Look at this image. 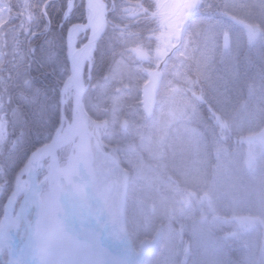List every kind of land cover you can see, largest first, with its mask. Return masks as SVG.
<instances>
[{
  "label": "rangeland",
  "instance_id": "1",
  "mask_svg": "<svg viewBox=\"0 0 264 264\" xmlns=\"http://www.w3.org/2000/svg\"><path fill=\"white\" fill-rule=\"evenodd\" d=\"M103 1L109 25L99 41L102 48L114 41L110 30L115 31L112 25L117 3L122 10L119 16L128 13L126 7L138 4L137 0ZM197 1L153 0V12L158 13L154 19H160L155 22L162 24L164 18L167 25L163 36L166 48L170 43L171 48L178 44L186 15ZM18 2V13L24 17L15 18L16 27L22 28L24 19L28 27L37 21L43 23L46 10L45 19L52 22L49 39L59 37L61 43L70 24H87L84 0H76L63 30L58 25L67 0ZM9 9L0 0V28L11 21ZM241 22L251 27L250 39L240 27ZM25 29L21 30L23 38L14 46L16 61L19 56L24 58L20 63L11 59L12 68L25 61L36 64L28 50L30 36L26 40ZM89 35L90 31L84 29L78 46ZM225 35L230 38L228 50L222 47ZM1 42L0 39V71L8 64ZM40 43H44L42 38ZM19 44L22 47L17 49ZM96 51L84 76V106L90 117L91 163L87 168L91 169L95 207L100 203L98 193H103L114 218L112 226L102 229L104 249L97 263L264 264V149L246 140L264 126V0H201L182 47L163 68L150 116L142 109L141 97L148 69L131 68L118 59L108 75L100 74L102 77L95 80ZM43 64L32 77H39L47 85L49 95L56 89L59 116L52 137L62 113L71 121L73 92L62 109V87L69 76L68 60L62 50ZM72 150L76 152L66 146L56 153L61 167ZM111 155L121 163V169L109 161ZM45 164L48 167V160ZM47 167L40 173L41 179ZM124 172L128 189L123 186ZM114 180L121 184L117 194L109 189V182ZM48 189L51 191L54 185L43 187V199ZM64 190L60 189L62 197ZM8 198L1 205L2 213ZM26 222H22L20 244L27 235ZM27 250L34 258L30 245ZM7 262L4 253L0 264Z\"/></svg>",
  "mask_w": 264,
  "mask_h": 264
},
{
  "label": "trees",
  "instance_id": "2",
  "mask_svg": "<svg viewBox=\"0 0 264 264\" xmlns=\"http://www.w3.org/2000/svg\"><path fill=\"white\" fill-rule=\"evenodd\" d=\"M2 2L10 8L12 14L11 21L0 28L1 43L7 52L4 55L5 58H8L5 61L8 64H5L0 71V107H3L8 98L11 97L12 103L8 107L19 108L21 126L25 135L22 142L10 145L4 132V117L0 113V198L2 199H0V219L3 214L1 205L10 194L14 175L21 169L33 150L49 142L59 116L56 89H53L51 95L47 93L46 98L42 95L35 100H33L31 93H25V78L35 74L37 65L25 61L13 68L10 66L12 64L10 63L11 59L13 62L18 58L14 46L23 38L21 30L23 28L28 29L27 35H25L27 40V37L31 35L29 28L34 25L26 26L24 19L22 28L16 27L18 21L15 23V18L24 17L22 13H18V0H2ZM137 3L135 7H126L128 13H122L121 16H119L121 14L119 11L122 10L117 3L118 13L113 14L115 22L112 25L115 31L110 30V35L114 41L110 46H103L102 48L100 43L97 46L93 66L95 80L98 79V76L108 75L112 65L118 59L124 61L131 68L141 66V68L154 69L163 59V52L168 49L171 50L172 43H170V48L169 45L166 48L163 42L164 30L167 28V25H164V18L161 19L162 24L158 23L160 19H154L158 13L153 12L155 10L153 0H137ZM177 11L180 12L181 10ZM179 12L177 15H180ZM156 20L158 22H155ZM11 25L14 26L11 27ZM117 28H121L120 31ZM21 47L19 44L17 49ZM9 51L10 53H8ZM21 58H24L23 55L19 56V61L16 63H20ZM170 65L169 63L168 68ZM47 84H49L48 86L51 85L50 83ZM22 95H26L27 100L21 99Z\"/></svg>",
  "mask_w": 264,
  "mask_h": 264
},
{
  "label": "water",
  "instance_id": "3",
  "mask_svg": "<svg viewBox=\"0 0 264 264\" xmlns=\"http://www.w3.org/2000/svg\"><path fill=\"white\" fill-rule=\"evenodd\" d=\"M87 1L88 0H85V3H87ZM93 2L96 5L97 12H98L99 17L101 19L100 27H99L96 35H94V36L89 35L88 39L82 45H80L78 47L79 51L74 52L73 55H74V59H75V71L74 72L71 71V67L68 63L69 76L66 80V81L71 82L73 85L74 99H75L77 106L79 107V111L83 115V119H84V123H85V131L82 132V129L74 126V119H75L76 114L73 113L72 114V122L70 125L71 128L73 129V132H72L69 139L57 140L56 139V133L57 132H56L53 135L50 142L40 146L39 148H37L36 150H34L30 154L27 162L25 163V165L22 167V169L19 171L18 174L20 177H22V175L25 171V168L29 167L30 174H31V183L27 186V188H22L21 190L19 189L15 193V203H17L20 196L23 195V198L21 199L20 205L18 206V209H17V213H16V217H15V219L17 221H16V225L14 227L13 233H12V235H10V237L8 239H6L4 245L0 244V251L4 247L8 248L10 246L11 242L13 241V239L15 241L17 240V234H18L19 229H20V224L23 221L24 215L25 216L27 215V214H24L22 212V206L25 204V202L27 200L31 199L33 202V205L35 207V210L37 208L36 207L37 206V198L40 199V192H41V189L43 186V182H41L40 178H39L37 161H38L39 157L42 154H44V152H47L48 150H50L52 152H57L61 148L68 146L70 144L75 145L82 138L83 141L87 142L86 147H85V151H84V155H83L84 156L83 162H81L79 164V174L83 173V170L85 167V162L87 159L88 150H89V143H90V139H89V135H88V125H89L90 117L87 114V112L85 110V106H84V96H85V92H86L87 88L83 87V83L77 77L76 68L79 65L80 59H81V57L85 51L92 49L93 55H94V53L97 49L98 43L101 40V38L104 36V34L106 33V31L108 29V25H109L108 24V12L106 11V5H105L104 1L103 0H93ZM75 3H76V0H67V2H66V8L70 12V16L74 12ZM200 4H201V0H198L195 7L193 8V10L186 15V21L184 22V24L182 25V28L180 30L178 44L176 46H174L171 49V51L163 58V60L159 63L158 67L155 70L146 71V73H145L147 76V81L142 87L141 96H142V109L147 116H150L153 113L155 102H156V94H157V91L159 89V84H160L161 79H162L163 68L167 65L169 58H171L182 47L186 30H187L191 20L195 16ZM82 26L85 30H87V27H88L87 24H83ZM240 26L242 27V29H244L246 31L248 37H251L252 30L249 27V25H247L245 23H241ZM222 46L224 49H228L230 46V39L227 35H225L222 39ZM61 107H62V109H64L63 105H61ZM125 127H126V123L124 122L122 125V129L124 130ZM247 141L260 143L264 148V128L259 133L255 134V135L248 136ZM78 178L80 179V175L78 176ZM41 204H43L42 201H40V205ZM39 210L41 211L42 207H39ZM35 214H37L36 211H35ZM39 218H41V217H38V219ZM5 219H6V213H4V215L0 221V228H1ZM0 235H1V233H0ZM27 244H29V242ZM27 244H25L23 246V249L21 250L20 253L16 254L17 257L15 260V264H24V252H25V249H27ZM145 250H147V248H145ZM11 258H12V255H10L9 264H12Z\"/></svg>",
  "mask_w": 264,
  "mask_h": 264
},
{
  "label": "bare ground",
  "instance_id": "4",
  "mask_svg": "<svg viewBox=\"0 0 264 264\" xmlns=\"http://www.w3.org/2000/svg\"><path fill=\"white\" fill-rule=\"evenodd\" d=\"M86 23H87V30L90 31V35L94 36L97 34L98 29L101 24V19L99 17V14L96 9V5L93 2V0H88L86 3V15H85ZM83 26L81 25L80 28L77 29L79 31L80 35L83 33ZM79 35V37H80ZM79 41V38H78ZM78 46V43H77ZM76 46V47H77ZM93 58V51L92 49L87 50L83 53L79 65L77 66V77L79 80L83 83V87L85 88L84 84V76L85 72L90 66L91 59ZM73 92V85L71 82L66 81L63 85V89L61 92V102L63 105H67L70 98H69V93ZM72 109L73 113L76 114L75 119H74V126L77 128L82 129V132L85 131V123L83 119L82 113L79 111V107L77 106L74 96L72 94ZM71 121L67 120L66 116H62L61 124L57 128V133H56V139L57 140H67L70 138L73 129L71 128ZM85 146V141L81 138L79 143L75 146L74 149H76V152L72 150V153L69 155L68 162L71 166V168H63L65 166H60L59 162V155L53 153L52 151L48 150L47 152H44L42 154L38 161H37V168L39 172H42L43 170L46 169L44 166V163L46 160H49V166L47 167V174L45 176V179H47L51 184L55 183L56 185L58 184H66V187L68 191L70 192L73 189V184H74V179L72 175V170L77 167V165L80 163L82 160L83 156V150ZM91 173L90 171L85 173L83 175V179L80 181L78 184V189L76 193L80 192L83 187L88 190L89 188V183L91 181ZM16 189L14 192H17L19 189L21 190L22 188H27V186L31 183V174L29 167L25 168V171L22 175V177H17L16 178ZM82 188V189H81ZM88 196L89 193H88ZM14 197L15 193L11 195V197L8 199L5 205V213H6V219L4 220L1 228H0V244L4 245L6 239H8L14 230V227L16 225L15 218V205H14ZM91 197V196H90ZM91 204L94 207V201H93V196L91 197ZM27 207H29V204L27 203L26 205L23 206V210H25ZM79 224H76L77 229ZM97 221L95 219H90L88 222L85 224V236L87 239V243L90 244L91 250H92V258L91 254H88L86 256V260L88 261V264H95L93 260H95V257L99 253V247L101 245V242L99 240V232L97 231ZM80 231V230H79ZM78 234H80L78 232ZM28 240V236H26L25 241ZM30 243V242H29ZM34 243V242H33ZM13 243H11L10 248H12ZM54 257L58 256V252L53 255Z\"/></svg>",
  "mask_w": 264,
  "mask_h": 264
},
{
  "label": "clouds",
  "instance_id": "5",
  "mask_svg": "<svg viewBox=\"0 0 264 264\" xmlns=\"http://www.w3.org/2000/svg\"><path fill=\"white\" fill-rule=\"evenodd\" d=\"M63 194L69 195L71 198L67 205L56 203L49 207L33 225L31 240V248L36 264H61V262L53 261V255L59 252L69 239H75L69 232L66 221L71 217L83 225L89 218L95 219L101 229L108 228L113 225L114 218L110 212L107 200L103 193H98L97 198L100 203L93 207L91 197L85 195L83 190L78 193H71L66 189ZM72 264H77L73 261Z\"/></svg>",
  "mask_w": 264,
  "mask_h": 264
},
{
  "label": "snow or ice",
  "instance_id": "6",
  "mask_svg": "<svg viewBox=\"0 0 264 264\" xmlns=\"http://www.w3.org/2000/svg\"><path fill=\"white\" fill-rule=\"evenodd\" d=\"M44 22L40 23L37 21L33 27L29 28L30 38L28 40L29 44V53L33 56L34 62L37 65V69H40L44 66L43 61L45 59H51L53 55L57 53V50H62L64 57L68 60V63L71 67V71H75V59L74 52L79 51L76 47L79 38L78 28L81 27L78 23H72L68 26L66 32H64L62 37V43L59 37H53L49 39V33L52 31V22L51 19L47 18L46 10L43 12ZM70 17V12L65 8L64 14L62 16L61 22L58 27L63 30L64 22L67 21ZM40 38L43 39L44 43H40ZM61 72L64 71L63 60L60 61ZM31 68V65H29ZM25 93H31L33 100L39 98L40 96H47V85L39 79V77L28 76L25 78ZM21 99L27 100L26 95H22ZM11 97L5 102L3 107H0V113L4 117V132L6 138L10 145H16L23 141L24 130L21 126L20 113L18 107H11ZM14 150V148H13Z\"/></svg>",
  "mask_w": 264,
  "mask_h": 264
},
{
  "label": "flooded vegetation",
  "instance_id": "7",
  "mask_svg": "<svg viewBox=\"0 0 264 264\" xmlns=\"http://www.w3.org/2000/svg\"><path fill=\"white\" fill-rule=\"evenodd\" d=\"M239 87V86H238Z\"/></svg>",
  "mask_w": 264,
  "mask_h": 264
}]
</instances>
